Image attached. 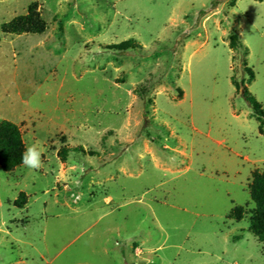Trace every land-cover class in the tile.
<instances>
[{"label": "rangeland", "instance_id": "374dc122", "mask_svg": "<svg viewBox=\"0 0 264 264\" xmlns=\"http://www.w3.org/2000/svg\"><path fill=\"white\" fill-rule=\"evenodd\" d=\"M210 3L0 0V120L43 150L0 166V264H264V0Z\"/></svg>", "mask_w": 264, "mask_h": 264}, {"label": "trees", "instance_id": "16d2710c", "mask_svg": "<svg viewBox=\"0 0 264 264\" xmlns=\"http://www.w3.org/2000/svg\"><path fill=\"white\" fill-rule=\"evenodd\" d=\"M219 0H211L209 7L201 8L199 14L208 12L218 4ZM45 20L40 16L36 2L29 4L23 14H18L3 24L4 30L11 32L34 31L39 32L45 28ZM236 34H231V41L235 42ZM132 38L111 43L109 46H118L123 52L127 46H132ZM252 73V71H251ZM242 95L246 103L255 114L264 116V109L257 98L248 92L246 87L242 89ZM25 151V144L19 126L12 120L2 118L0 120V166L4 170H11L21 164L22 154ZM250 196L254 202L253 212L250 216V229L258 237L264 240V170L255 171L250 183ZM18 204L23 201L16 200Z\"/></svg>", "mask_w": 264, "mask_h": 264}, {"label": "clouds", "instance_id": "9594fccd", "mask_svg": "<svg viewBox=\"0 0 264 264\" xmlns=\"http://www.w3.org/2000/svg\"><path fill=\"white\" fill-rule=\"evenodd\" d=\"M43 150L36 143L28 145L22 154V164L28 169H39L42 167Z\"/></svg>", "mask_w": 264, "mask_h": 264}, {"label": "crops", "instance_id": "0c3cea01", "mask_svg": "<svg viewBox=\"0 0 264 264\" xmlns=\"http://www.w3.org/2000/svg\"><path fill=\"white\" fill-rule=\"evenodd\" d=\"M21 263H26L25 261H22Z\"/></svg>", "mask_w": 264, "mask_h": 264}]
</instances>
